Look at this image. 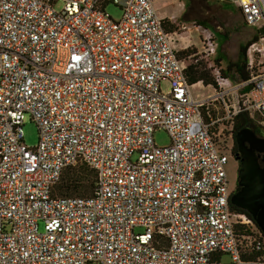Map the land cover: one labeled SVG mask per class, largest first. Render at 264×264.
<instances>
[{
  "label": "built area",
  "instance_id": "built-area-1",
  "mask_svg": "<svg viewBox=\"0 0 264 264\" xmlns=\"http://www.w3.org/2000/svg\"><path fill=\"white\" fill-rule=\"evenodd\" d=\"M156 1L0 0V264H264V233L231 202L232 147L204 118L219 103L214 122L243 111L264 130V72L235 97L217 68L196 99ZM221 1L264 29V0ZM160 129L170 145L155 144ZM78 164L94 170L93 193L57 194Z\"/></svg>",
  "mask_w": 264,
  "mask_h": 264
},
{
  "label": "rangeland",
  "instance_id": "rangeland-1",
  "mask_svg": "<svg viewBox=\"0 0 264 264\" xmlns=\"http://www.w3.org/2000/svg\"><path fill=\"white\" fill-rule=\"evenodd\" d=\"M186 6H178V1L161 0L156 1L155 6L158 12L164 16L166 20L165 26L168 31L174 33V39L176 48L178 49L179 56L185 58L189 64L194 63L198 65L199 71H201L206 77L216 81V69L220 70L222 77H228L235 89V97H238L243 90V81L239 78L234 81L232 76L223 74L222 70L225 69L227 62L237 61L239 59L240 46L246 44L252 37L258 33V27L247 24L244 20L240 9L233 3L221 0H184ZM57 9L63 7L62 1H57L55 4ZM106 11L114 19H119L122 16V10L114 3H109L106 6ZM201 24L203 27H208L213 33L218 43V52H221L222 57L225 60H217L218 55L211 56L206 55L204 52L203 37L200 36L202 29H197V25ZM173 30V31H171ZM224 34L227 37H224ZM190 49V52L183 53L182 51ZM248 65L252 58L253 69L256 73L264 72V37L260 38L258 42L253 43L248 48ZM216 59V60H215ZM205 85V83H204ZM201 83L192 85L191 91L196 99H205L207 95L214 92L211 87H206ZM162 89L164 91L169 90V83L162 82ZM232 99V98H231ZM234 103V100H233ZM223 116V113L219 115L214 112H209L204 109V118L207 123H211V131L219 134L221 132V141L228 146H232V118L226 117L219 122H214L216 117ZM25 124L23 125L24 140L28 146H35L39 141V129L37 124L31 120L29 116H26ZM155 144L159 147L168 146L171 143V137L165 129L157 130L154 134ZM235 163L233 161L228 164L229 175L235 178ZM75 169H81L83 172L89 173L90 168L84 164H78L73 166ZM72 168V169H73ZM67 171L62 177L61 182L57 185L55 192L59 195H90L94 189L95 176L92 173L86 175L84 184H68V188L65 185V177H67ZM40 230H43V223L40 222ZM221 261L229 263L231 257L228 254H223ZM88 264H101L98 261H91Z\"/></svg>",
  "mask_w": 264,
  "mask_h": 264
},
{
  "label": "water",
  "instance_id": "water-1",
  "mask_svg": "<svg viewBox=\"0 0 264 264\" xmlns=\"http://www.w3.org/2000/svg\"><path fill=\"white\" fill-rule=\"evenodd\" d=\"M243 161L240 169L241 188L231 196L233 206L249 212L264 233V168H261L256 151L264 152V138L258 137L250 127L235 135ZM249 146H248V144Z\"/></svg>",
  "mask_w": 264,
  "mask_h": 264
},
{
  "label": "trees",
  "instance_id": "trees-1",
  "mask_svg": "<svg viewBox=\"0 0 264 264\" xmlns=\"http://www.w3.org/2000/svg\"><path fill=\"white\" fill-rule=\"evenodd\" d=\"M164 22L166 23L165 19H164ZM171 31H173V30H171ZM263 36H264V29H258V33L255 34L252 37V39H250L246 44L241 45L240 50H239V59L237 61H234V62L228 61L225 69L222 70L223 74H226L229 77L232 76L234 81L238 80L239 78L242 81L248 80L250 78V75H251V70H250V67L248 65V55H247L248 48L253 43L258 42L260 40V38ZM224 37H227V35L224 34ZM182 52L184 54L188 53V52H190V49L184 50ZM217 53H218V55L216 57L217 60H225L224 57H222L220 51L219 52L217 51ZM186 72H187L190 84H195L199 81H203V83H205V85H209V84H214V82H215L213 79L206 77V75H204L201 71H199L197 64H194V63L189 64ZM249 89H250V86L248 85L242 91L245 92ZM210 112L214 113V110L211 109ZM232 119H233L232 120V124H233L232 135L233 136L236 135L237 131H239L240 129H242L244 127H251V128L256 129L258 131L263 130L261 128V126L256 122V120L251 118L247 112H243V111L239 112ZM220 135H221V132H220ZM72 168L73 167H70L66 170L68 173L67 177H65L66 184L62 185L61 187L66 186L68 188V184H69V186H70V184L71 185L72 184H82L83 185L84 184L83 182L85 181L84 179L86 178V175L89 173L94 174L95 181H96L95 172L90 167L89 168L91 170L89 173H86V175H85V172H83L80 168L79 169H75V168L72 169ZM95 181L93 183L94 188H95ZM93 191H94V189H93ZM233 208L237 211H242V212L247 213L252 218L251 214L249 212H247L246 210H243L241 208H237L236 206H233Z\"/></svg>",
  "mask_w": 264,
  "mask_h": 264
},
{
  "label": "flooded vegetation",
  "instance_id": "flooded-vegetation-1",
  "mask_svg": "<svg viewBox=\"0 0 264 264\" xmlns=\"http://www.w3.org/2000/svg\"><path fill=\"white\" fill-rule=\"evenodd\" d=\"M251 129L255 132V134L258 137L264 138V130L258 131V130L253 129V128H251ZM248 146H249V144H248ZM231 147L232 148H231V153H230V157H229V162L233 161L235 163L236 176H235V178H233L232 174H230L229 177H230V190L234 194L241 188V185L239 184V181H240V174L239 173H240V169H241L242 161H243V156L239 150V146H238V143L236 142L235 136H232V146ZM256 155H257V160H258L260 167L264 168V152L257 150Z\"/></svg>",
  "mask_w": 264,
  "mask_h": 264
},
{
  "label": "crops",
  "instance_id": "crops-1",
  "mask_svg": "<svg viewBox=\"0 0 264 264\" xmlns=\"http://www.w3.org/2000/svg\"><path fill=\"white\" fill-rule=\"evenodd\" d=\"M158 1H161V0H158ZM164 1V0H163ZM169 1V0H168ZM170 1H176V0H170ZM178 1V6H179V8L180 7H183L184 8V6H186V2L184 1V0H177ZM160 14V13H159ZM161 15V14H160ZM163 18H164V16L163 15H161ZM199 82H201V81H199ZM199 82H197V83H199ZM196 84V83H195ZM201 84H203L204 85V83H203V81L201 82ZM192 85H194V84H192ZM210 85L211 84H209V85H204L205 86V88L206 87H210ZM212 88V87H211ZM215 112H218L219 114L220 113H223L224 111H223V109H222V107L220 106V104L219 103H216V106H215V110H214Z\"/></svg>",
  "mask_w": 264,
  "mask_h": 264
}]
</instances>
